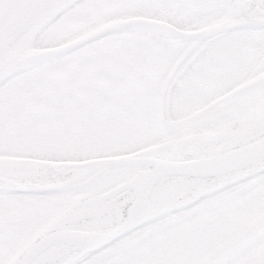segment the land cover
<instances>
[{"label": "snow or ice", "instance_id": "snow-or-ice-1", "mask_svg": "<svg viewBox=\"0 0 264 264\" xmlns=\"http://www.w3.org/2000/svg\"><path fill=\"white\" fill-rule=\"evenodd\" d=\"M0 264H264V0H0Z\"/></svg>", "mask_w": 264, "mask_h": 264}]
</instances>
